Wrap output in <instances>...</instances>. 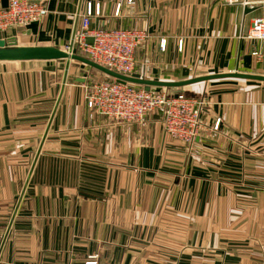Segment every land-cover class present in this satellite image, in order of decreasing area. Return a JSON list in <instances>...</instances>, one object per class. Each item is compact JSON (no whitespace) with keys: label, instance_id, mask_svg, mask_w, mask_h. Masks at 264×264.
I'll return each instance as SVG.
<instances>
[{"label":"crops","instance_id":"obj_1","mask_svg":"<svg viewBox=\"0 0 264 264\" xmlns=\"http://www.w3.org/2000/svg\"><path fill=\"white\" fill-rule=\"evenodd\" d=\"M39 1L47 14L0 40L66 51L90 5V30L148 31L134 78L264 77V44L246 38L264 0ZM65 65L0 62V264H264V81L167 88L219 120L188 145L157 112L143 126L90 116L86 88L107 77L70 61L63 83Z\"/></svg>","mask_w":264,"mask_h":264},{"label":"built area","instance_id":"obj_2","mask_svg":"<svg viewBox=\"0 0 264 264\" xmlns=\"http://www.w3.org/2000/svg\"><path fill=\"white\" fill-rule=\"evenodd\" d=\"M228 4L235 0H222ZM131 3V0H128ZM246 5V3H244ZM47 14L43 1L10 0L5 9L0 10V33L9 29L26 28L38 23ZM91 8L81 16V26L76 32L73 43L68 46L72 54L82 55L94 63L116 72L122 76L132 77L135 68L134 52L146 40L149 33L143 29L90 30L89 21ZM92 39L91 44L86 40ZM246 38L264 44V19L255 18L246 34ZM165 43H162L164 49ZM182 41L178 48L181 50ZM258 59L261 52H252ZM85 101L90 116L98 115L114 122L124 124L144 125L148 114L157 112L161 116L164 131L172 139L188 145L208 130L215 131L219 120L207 127L201 115L204 110V100L191 98L182 92H173L162 88L156 91L151 88L145 91L143 87L133 84H122L109 77L86 88ZM88 261L84 264H95Z\"/></svg>","mask_w":264,"mask_h":264},{"label":"water","instance_id":"obj_3","mask_svg":"<svg viewBox=\"0 0 264 264\" xmlns=\"http://www.w3.org/2000/svg\"><path fill=\"white\" fill-rule=\"evenodd\" d=\"M73 43V39L70 43V47ZM87 44L92 43V39L88 38L86 40ZM56 60H66V65L64 69V76H63V83L66 80V75L68 71V66L70 61H77L80 62L90 68H93L97 70L98 72L104 74L105 76L116 80L117 82H120L122 84L128 83L133 84L137 86L143 87L145 91H150L151 88H154L156 91L162 89V88H182L185 86H189L195 83L204 82L211 79H218V78H226V77H236V78H242V79H253V80H259L264 81V77H258V76H248V75H242V74H219V75H211V76H204V77H198V78H192L184 81H178V82H170L168 78H165V81H149V80H143L138 79L134 77H126L122 76L116 72H113L107 68H104L93 61L87 59L86 57L72 54L70 49L66 52L63 50H59L54 47H30V46H17L14 39L11 40H0V62H21V61H56ZM63 87L61 88V91L59 93V96L57 98L55 107L51 113V116L48 120L46 130L44 132L43 138L41 140V143L39 145V148L36 152V155L34 157V160L32 162V165L29 170V176L31 175L34 166L36 164L38 155L40 153V149L42 147L43 141L46 137V134L48 132V129L50 128L52 119L54 117L56 107L58 105V102L60 100V97L62 95ZM28 182V180H27ZM21 192V196L15 206L13 216L10 221V225L12 223V220L15 217V214L19 208L20 199L24 193L26 184ZM10 227V226H9ZM8 232V231H7Z\"/></svg>","mask_w":264,"mask_h":264},{"label":"rangeland","instance_id":"obj_4","mask_svg":"<svg viewBox=\"0 0 264 264\" xmlns=\"http://www.w3.org/2000/svg\"><path fill=\"white\" fill-rule=\"evenodd\" d=\"M80 56H82V55H80ZM91 71H92V70H91ZM92 73L95 74V73H98V72H97V71H92ZM98 74H100V77H101L100 80H101V79H102L101 73H98ZM104 77H107V76H104ZM104 77H103V78H104ZM94 82H95V81H94ZM94 82H93V83H94ZM97 82H100V81H97ZM30 145H31V148L35 149V147H36V143H35V142H31ZM29 153H30V155H32V154L34 153V150L30 151ZM14 174H15V173H14ZM15 185H16V184H15ZM17 195H18V194L16 193V194H15V199H14V201L16 200ZM14 203H15V202H14Z\"/></svg>","mask_w":264,"mask_h":264}]
</instances>
